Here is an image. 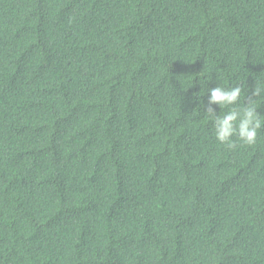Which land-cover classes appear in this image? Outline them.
Wrapping results in <instances>:
<instances>
[{
	"label": "trees",
	"instance_id": "16d2710c",
	"mask_svg": "<svg viewBox=\"0 0 264 264\" xmlns=\"http://www.w3.org/2000/svg\"><path fill=\"white\" fill-rule=\"evenodd\" d=\"M201 71L253 99L264 0H0V264H264V129L217 143Z\"/></svg>",
	"mask_w": 264,
	"mask_h": 264
},
{
	"label": "clouds",
	"instance_id": "9594fccd",
	"mask_svg": "<svg viewBox=\"0 0 264 264\" xmlns=\"http://www.w3.org/2000/svg\"><path fill=\"white\" fill-rule=\"evenodd\" d=\"M198 74L194 78L200 84L196 100L203 107L205 119L212 123V135L216 142L229 150L254 145L259 131L264 129V114L258 111L261 104L255 99H264V86L255 84L251 90L253 99L245 103L248 93L245 83L221 85L216 81V86L210 88L208 84L212 82V76L202 71ZM205 94L208 96L207 106L202 99Z\"/></svg>",
	"mask_w": 264,
	"mask_h": 264
}]
</instances>
